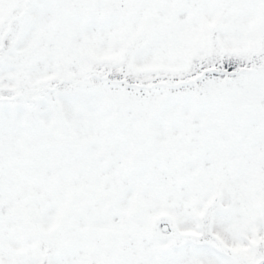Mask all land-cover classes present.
<instances>
[{"label": "snow or ice", "instance_id": "1", "mask_svg": "<svg viewBox=\"0 0 264 264\" xmlns=\"http://www.w3.org/2000/svg\"><path fill=\"white\" fill-rule=\"evenodd\" d=\"M0 264H264V0H0Z\"/></svg>", "mask_w": 264, "mask_h": 264}]
</instances>
